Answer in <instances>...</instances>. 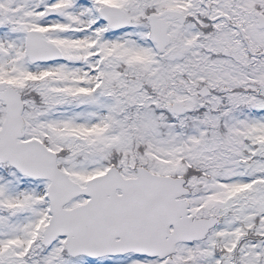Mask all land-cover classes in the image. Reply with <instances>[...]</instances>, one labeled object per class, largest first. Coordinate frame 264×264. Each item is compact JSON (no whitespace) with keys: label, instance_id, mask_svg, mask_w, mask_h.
<instances>
[{"label":"snow or ice","instance_id":"snow-or-ice-1","mask_svg":"<svg viewBox=\"0 0 264 264\" xmlns=\"http://www.w3.org/2000/svg\"><path fill=\"white\" fill-rule=\"evenodd\" d=\"M0 264H264V0H0Z\"/></svg>","mask_w":264,"mask_h":264}]
</instances>
